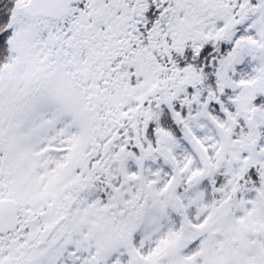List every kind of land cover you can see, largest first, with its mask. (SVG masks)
<instances>
[{"label":"snow or ice","instance_id":"6c2138e0","mask_svg":"<svg viewBox=\"0 0 264 264\" xmlns=\"http://www.w3.org/2000/svg\"><path fill=\"white\" fill-rule=\"evenodd\" d=\"M0 264H264V0H0Z\"/></svg>","mask_w":264,"mask_h":264}]
</instances>
